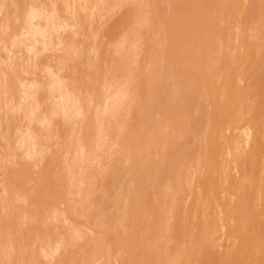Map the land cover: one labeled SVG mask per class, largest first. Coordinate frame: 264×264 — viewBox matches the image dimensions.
<instances>
[{
  "label": "rangeland",
  "instance_id": "1",
  "mask_svg": "<svg viewBox=\"0 0 264 264\" xmlns=\"http://www.w3.org/2000/svg\"><path fill=\"white\" fill-rule=\"evenodd\" d=\"M224 1L225 0H223V2ZM228 1H231V4L234 5V8L233 5H230L228 10L227 8H225L227 6ZM208 2L209 6L207 8H203L204 3L202 0H183V2L180 0H177V2L174 0L173 2L171 0H0V70L2 71H0V77L5 78V76L7 75L11 76V74H15L19 78V80L17 79L16 81L17 83L15 82L18 94L15 96V98H13L12 103L8 106L9 109L4 103H2L4 101L2 99L3 97H1L0 95V195L4 193L2 191L1 186L3 185L4 181L6 182L5 178L7 174L10 175H8V178L14 182V185L17 184V187H14L16 189L18 188L17 191L12 184V193H10L11 195L9 194V203H7V206L5 203V207H7V209L6 211L4 210L3 204V208L1 206L0 209V214L4 216L3 213L5 212L6 219L13 221V223L16 221H20V215L21 220L23 219V222H16L17 224H19L16 225L19 227V232L17 228L12 227L13 229H17V232L15 230V232H13L12 228L10 229V231L12 230L11 232H13V237L11 236L13 238V244L11 243V245H13V248L10 247V245L8 246V243V247L5 246L6 242H3V247L1 246V250H6V254L9 253V256L7 257L5 252L1 251V253L4 252V254L6 255L5 256L3 253H0L1 264L2 262H5V264H7V260L11 259V256L15 257L14 259L18 257L16 251V249L18 248L16 247L17 245L15 244L16 242H14V240L17 241V233H19L21 237H25L26 234L24 235V232H22V228L24 229L25 224L27 226L25 228L32 226V224L29 225L27 222H33V217L35 216L34 213L36 212V209L32 210V208L36 207L35 205L34 207L32 206L33 203H26L29 201L27 200V197L33 193L34 184L38 182L35 185V188L38 185L44 184L43 180L39 179L40 175H43V173H46L49 177L52 176L51 178L56 181L60 188V193L64 192V194H61V197L62 195H64V197L66 195L65 199L67 200H62L64 197L61 198L60 200H62L63 202L60 201L58 203L59 206H57L56 204L54 206L55 208L53 209L54 211L51 210V207L50 210H48L49 212L45 210V214L48 217H45V214H43L41 220H37L36 216L34 217V221H38L39 226L42 228V230L40 229L38 231L39 233H34L35 235L33 234V237L30 236L31 239L29 238V241L27 242L28 245L25 247L26 249L24 250L27 253L34 251L33 253H35L38 258H40L37 264H53L54 262L55 264H132L133 260L135 264H142V253L136 252L138 255L137 256L136 254L132 253L133 248L131 250L128 248L126 249L125 247L123 249L121 248L122 244V247L127 245V239L125 240L123 238H126L125 235H127L131 231L134 233L136 231V234L131 233V235L133 234L136 237L139 236L136 239H143L142 243H145V245L142 243L141 245L138 244L137 248L139 249L141 246H145L147 247L145 250L151 251L148 253L149 260L152 261L151 264H168L165 261L169 262L171 258L173 259L169 262V264H180L181 262L178 261L179 253H176L174 249L176 247L178 248V251H181V248L185 249L186 246L182 247L185 242L183 241L182 243L179 240H188H186L187 238H184L183 235H181L180 238V235H176L177 233L175 234V230L177 231L178 229H172L174 221L172 220L171 216L173 215L172 213H174L175 211V208L173 207V197L176 195L181 197L184 196L185 201L179 203L180 210H178V213H180V217L183 216L182 220L180 221L181 223L184 221V219L188 222V218L190 220H193L194 217L195 219L191 222L197 223L201 219L199 213L201 214L202 212V206H205L206 209L204 212L206 214L208 213L212 217V219H215L216 221L215 223L214 220L211 219V221H213V226L217 225V229H219V227L221 228L220 230H217L214 226L216 230L212 229V233L210 232L211 235L216 237L218 241L214 240L211 236V239H213L214 243L211 242V245L207 243L208 245H210L209 248L212 246V250H217L215 251V253L219 251L218 254H215L216 256H222L223 253H225V250L227 249L225 246H227V244L229 245L230 242H234L236 240V235H233L232 238V233H228L231 232L229 231V227L227 228V226H225H230L231 223L228 224V222L233 223L234 221L233 219H229V216L225 215L226 212L223 210L225 206V199H228V197L232 198V196L230 195L225 198L227 193L224 187L227 185V183H229V180L234 175L233 173H236V171L239 167H241V165L239 164L237 158H234L236 156L234 151H232L231 149L229 150L228 148L225 152V137L222 138L218 137L217 135V139L219 141H215L214 144L218 147L217 149L220 150L219 152H217H221V155L216 156V160L214 162L215 166L210 169L209 172L211 174V177H213L214 180L219 183V185L216 184L215 186L217 187H214L215 190L213 189L209 193V195L204 197L205 199L202 195H200L199 185L201 186V182L204 180L203 175L207 173L206 170L208 169L206 168L209 167V160H207V158L209 156V152L211 151L213 144L207 137L206 132L210 130L211 117H213V115L215 114L214 110H216V106L219 105H222V107H224L223 109L225 110V106L230 105L229 103L232 104V102V105H234L235 102V100L233 101L231 99L230 100L232 102L229 101V95L225 86H223L224 80L222 75L224 71L222 70L226 71V69H228L229 71H231L230 75L232 76V80L230 81L231 83L233 82L232 84H234L235 82L234 87L238 91H241L240 88V90L238 89V86H241L242 84H250V86L248 85L249 89L255 88L254 86H252L251 88V81L248 78V74L251 73H249V71L252 70L251 66L256 68L258 67V65H260L261 62V64L264 63V59H262L264 58V38H262L264 36V23H262L263 19H260L259 16H257L256 9L253 6V4H255L254 0H226L224 4H222L223 6L220 4L219 0H212L211 2H213L214 5H211L212 3L210 2V0H208ZM183 3H185L188 7L193 6V9L195 10L194 17L196 18V20L206 18L208 14L210 17L207 19L211 20V24L208 26L209 28L207 27V29L203 33V36L205 37H203L204 39L201 40V42H204L200 44L201 47L198 51L199 53L197 54V63L199 64V67H201V69H203L207 73L209 72L207 76L211 79L209 78L210 80L204 83L206 86H208V88L203 85V81L201 80L197 82L195 86H193L198 87L197 93L199 94V96L195 92V94L191 97H186L185 93H183V90L181 89V86L177 87L179 86V84H177V81L171 76L172 74H174V71H171L173 70V67H171L170 64L172 63V61L171 58H169V52H172V50H176L177 48H179V45L183 46L180 41L181 38L184 36V33L178 32L179 35L178 33L175 34L171 22H177V18H175V16L179 15L180 17V15L184 13L183 9L186 5ZM215 5L219 6L215 7ZM172 6L174 8L173 10ZM199 7L201 9H199ZM230 9H232L231 12L229 11ZM172 11L174 12L172 13ZM32 12L35 14V17L33 19L29 17ZM170 15H174V18L172 16L170 17ZM242 18L244 19L242 20ZM256 20L258 21V23ZM261 23L263 24V28ZM247 24L249 27L247 26ZM120 25L121 28L119 27ZM126 25L130 30L124 28V26ZM34 26L37 29L40 28L44 32L45 36H35V39L31 34H29V30ZM131 26H133V28H131ZM251 27L253 31L250 29ZM239 28L243 29L241 30ZM244 28H249L251 31L245 30ZM253 28H255V30H257L258 32L256 31V33H254L255 30ZM119 29H126L128 34L125 35L126 31H120ZM235 30H238V35L236 34ZM128 31H131V33L129 34ZM133 31H137L138 33L135 34L138 35H135ZM240 31L242 32L239 33ZM120 32H124V44L122 46L120 44L118 47L119 42L117 40H119V38L122 39V33L120 36ZM243 33L245 34V36L243 35ZM257 33H261L260 35L262 37H259V35L257 36ZM47 34L50 35L47 36ZM229 34L230 37L232 36L231 38L229 37ZM250 34L253 35V39L251 38L252 36ZM124 35L128 38V35H130V43L128 42V40L126 41V37H124ZM133 35L139 37H133ZM110 36L111 38H113V41ZM132 37L134 38L133 41ZM241 37L242 39L244 38V40H242ZM255 38H257V40ZM260 38L261 40H259ZM225 39L228 42L224 41ZM122 40H120V43ZM176 42L178 43L175 44ZM254 44L255 46H253ZM215 47L218 49L216 50ZM254 52H256L257 54L260 53L261 56H259L258 54L257 57L256 55H254ZM243 54L246 55V57ZM252 58H255V62L258 58V63H256V67L255 65H253L255 64V62H253ZM260 58L262 59V61L260 60ZM261 68L263 69L261 70ZM259 70L263 71L264 65H261V67H259ZM128 71H130L131 75ZM261 71L260 76L262 77H259L262 80V78L264 77V72L262 74ZM233 73H237L236 76L232 75ZM150 79H153L152 83L155 84V89L147 87L145 82H143L144 80ZM155 82H157V84ZM97 87L99 88L98 90L100 91L99 93L101 97L100 100V97L98 96L99 98L97 97V100L99 99L100 101H96V97H94ZM211 88L214 90V92ZM63 92L70 96V100L72 101H70V103L74 102L73 106L76 107V105H79L80 110L78 111L81 112H77L78 117L75 114L74 108L71 107V109H67V112L61 108V98L63 99L64 97L62 96H66V94H63ZM104 92L106 93L104 94ZM112 93L114 94V96H112L114 97V99L115 95L117 96L115 102L119 100L118 98H120L119 103L116 102L117 106H113L115 109L112 110V113H115L112 114L109 111V114L111 113L112 115V120H110L109 117L107 119H103L101 118V116L98 117V115L101 113L100 110H102V107L104 106V95L107 94L108 96H110V94ZM257 95H259V98L257 97L258 101L260 100V97L264 96V92H259ZM248 97L250 96L247 95V97L244 98V101L240 103H238L236 100L237 105H234L233 109H230L228 107L227 109L231 111H227V117L225 115V111H223L224 113L222 114L225 115V119H223V117H219V119H221V123L219 124V126L223 127L222 130H224V132L226 131L225 134H231L232 132L233 134L235 133L237 135L242 134V136L243 133L252 135L255 134L256 136H264L262 135L264 134V132H262L264 131V127L262 124V121L264 122V113L262 114L263 116L261 114H257L256 116H253L252 114H247L246 111L250 112L251 105H253L254 103L252 97ZM202 98L203 101H201ZM227 98L228 101H226ZM170 104L172 106H170ZM199 104H201V107ZM258 104L259 103L256 102L257 106ZM203 105L204 107H202ZM232 105L230 106L232 107ZM173 106H175V108ZM235 106H238L239 109L234 112L233 110L236 109L234 108ZM183 108L187 111V117H183L182 115H180ZM170 109L171 111L169 112ZM184 109L183 112H185ZM201 109L203 110L201 111ZM103 110L102 113H104ZM64 112L69 114L70 117H67ZM90 112L91 114H93L92 116L95 115V120L91 122L93 120L91 119V121H89L90 123L88 122V124H85L86 126L82 125L81 128V124L85 123H82L83 121L81 122L83 118L81 117V115H83L84 113L90 114ZM96 113H98V115ZM229 114H231L232 118ZM138 116L139 120H137ZM199 117H201V120L198 122V119L196 118ZM228 117L230 120L226 119ZM97 119H101V122H99V120ZM248 119L250 122L248 121ZM245 122L247 123L245 124ZM89 124L92 130L89 129L90 127L88 128ZM207 124L209 127H207L205 130ZM143 127L144 129H147L145 131H142L141 129ZM245 127H247V129ZM83 128L86 131H88V129L90 131L89 133H87L89 134V137L87 139L88 141H83L84 139H82L81 137V134L84 132ZM180 128L181 133L179 132ZM77 129H79L78 132ZM239 130L241 131L239 132ZM21 131L23 134L21 133ZM182 132H184L185 134ZM182 134H184V137L181 136ZM2 135L3 137L1 138ZM26 135L29 136V138ZM139 135H142L141 138L145 136L144 140L143 138H139ZM203 137L205 138V140ZM138 140L140 141L139 144H135V142H137ZM205 141H207L206 144L204 143ZM86 142L88 144L91 143L90 149H94L95 147V152L93 151V154L88 159H83V161L81 160V162H79V160H77V156H80L79 154L82 152V150L80 149L82 147L85 148L86 146L88 148V144L86 145ZM217 143L220 144L218 145ZM93 144L95 146L92 148ZM29 145L32 146V148L29 147ZM138 146L139 148H142V146L145 148L138 150ZM246 148L250 149L249 147ZM201 150L205 154L202 153ZM228 150L232 152L227 153ZM135 151L137 152V157L139 160L137 159L138 161L136 160L134 162V157L136 159ZM222 151L224 152L223 155ZM144 154H147L148 156H143ZM129 155H131L130 158ZM201 155L204 156V159L200 157ZM231 158H233L234 160H230ZM225 159L228 160L225 161ZM76 160L79 163H82V165L79 166ZM75 161L77 165H75ZM113 161H116L117 164H115ZM148 163H151V166H148V168H146V172L144 171V168ZM152 163L154 165H152ZM160 163L164 164L165 168H158L157 165H159ZM70 164L72 165V167ZM114 164L115 166L113 167ZM48 165L49 167L47 168ZM143 165L145 166L144 168ZM217 165L218 167H220L217 168ZM44 166H46L48 170ZM106 166L108 167V169H106ZM153 166L156 170H158L154 171L155 169L153 168ZM205 166L207 167L205 168ZM115 167H117V170H115ZM43 168L46 170H44ZM23 169L26 170L25 172H27L25 175L22 174ZM79 170H82V172H84L86 175H90H88L89 178L87 177L89 179L88 181L87 179H83L82 182L78 183L77 179L80 175ZM71 171L73 174H71ZM107 171H110L112 173L109 172V174H107ZM90 172H92V174ZM140 172L144 175H141ZM149 173H151V176L153 174L152 178H149ZM111 174H113V176L115 177L111 178ZM217 174L220 175H218V180L216 178ZM28 176L30 177L29 180L27 179ZM74 176H78L77 179H75L76 177ZM109 176L111 180H109ZM142 176H146L147 180L144 181L145 178ZM106 177L108 178L106 179ZM200 177L202 179H200ZM22 179L24 180L22 181ZM25 179H27L28 182H25L22 186L21 184H23ZM36 179H38V181ZM60 179L64 180L61 181ZM72 179L75 180V182ZM137 179L140 180H138L140 187L139 185H136ZM167 179L168 181H166ZM39 180L42 181V183L39 184ZM111 181L113 182L111 183ZM168 183L169 185H171V189L174 191L165 193L163 189H165ZM174 185L177 187V191H175L176 189L173 188ZM136 186L140 188L139 193L142 194L141 196L140 194H138L139 198L142 197V201H145L147 198V200L149 199L150 205L152 204L151 206H149L151 208L147 210L149 212L145 214L148 215V217L146 218V216L144 215L142 219V221L144 220V222L140 223L142 224L141 227L136 224L139 216L138 218L136 217L132 219V216L128 215L131 213L129 211V204L130 202H132V200H136V198L133 199V196L136 197L135 191H137L136 189L139 190V188ZM141 186L143 189L141 188ZM25 187L27 189H25ZM77 187L79 191H77ZM46 188L48 189V186H46ZM63 188H65V191ZM49 189L52 188L50 187ZM18 193H20L21 195H19ZM160 195L162 196V198ZM198 196H200V199H196L194 205L195 208L193 209V206L191 205L193 197L199 198ZM212 196L213 198H211ZM158 199L161 201V204L157 206L155 202ZM203 199L206 201V203L202 202ZM217 199H219V201H217ZM197 200L199 204H197ZM64 202H67V206L69 204L71 205L69 207V209L71 210H69L67 206H64L66 204H63ZM200 202H202L203 205H200L202 204ZM23 203H25V207ZM181 204L184 205V208H181ZM11 205L14 207H12ZM26 205L28 207L30 205V209H28ZM65 207H67L68 212L64 211ZM8 208H11L13 210L12 211L10 209L11 218L10 215L9 218L7 216V212L9 213ZM15 208H17V210ZM206 210L208 212H206ZM131 211H133V208ZM185 211H187L188 216L185 214ZM66 213L70 214H68L67 216ZM192 213L196 214V216L192 215ZM215 214L221 218L218 219L217 216L215 218ZM1 215L0 217L4 218ZM31 215L34 216L32 217ZM190 215L191 217H189ZM16 216L19 218L17 219ZM158 216L159 222H162H158V224L155 225L153 224V222H151V220L158 218ZM31 217L32 219L29 220V218ZM209 217L207 216V218ZM202 219L200 221H202ZM217 219H221V221H218ZM25 220L27 222H25ZM165 221H167L168 224ZM200 221V224L197 223L199 224L198 227L203 224ZM129 222L130 224L127 225V223ZM20 223L23 224L24 227ZM126 225L131 227L133 225L134 226L133 228H128ZM16 226L14 223V227ZM160 227L163 228L161 229ZM148 228H150V230L154 229V231L156 232H150L147 230ZM166 228L167 230H170H168L167 232V230H165ZM192 229L193 228H191V230ZM26 230L27 229H24V231L27 233ZM199 230L200 227L197 229V231L195 230V234H197ZM109 232L113 233L114 235L115 233H118L116 234V236L118 235L117 237H120V239H117L113 236V234ZM213 232L216 233V236L215 233L213 234ZM173 234L174 236H176V238H178V240H176ZM44 235L45 239L43 241L42 238L44 237ZM110 235H112L113 238ZM190 235L194 236V238L192 239H195V235H193V233ZM46 237L48 240L46 239ZM170 238L171 240H168ZM121 239H123L122 243L120 242ZM189 239H191V237ZM124 240L126 242L125 244L123 243ZM179 243H181V245ZM187 243L189 244V242ZM197 243L200 245H198L199 248L194 243L192 245L193 250L195 252L201 251L200 248L203 247V243H201V245L200 241L198 242V240ZM42 244H44V246ZM179 245L181 248L178 247ZM29 247L31 249H29ZM45 247L47 248L45 249ZM37 248L40 250V253ZM157 249L160 252H162L163 249V252L165 253L166 250H170L168 251L170 253L167 252V256L168 254L171 255V253L173 252V254L176 253L177 256L172 254V257L169 255L171 258L168 259L169 257H167L163 252L160 254L161 256H158L156 254L157 252H155L158 251ZM10 250L13 255L15 254L14 256L11 255L12 253L10 252ZM209 251H211V249ZM214 251L212 252L214 253ZM197 254L198 253H196L195 256H189L190 258L187 257L191 260H187L188 264H190V262L192 261H194L192 262L193 264H196V262L198 264V261H196L198 256ZM135 255L137 258H133L135 257ZM173 256H175L177 260H174ZM1 257H4L5 259H1ZM145 257L147 258V256ZM135 259H137V262L135 261Z\"/></svg>",
  "mask_w": 264,
  "mask_h": 264
},
{
  "label": "bare ground",
  "instance_id": "2",
  "mask_svg": "<svg viewBox=\"0 0 264 264\" xmlns=\"http://www.w3.org/2000/svg\"><path fill=\"white\" fill-rule=\"evenodd\" d=\"M172 2H173V0H171ZM174 1H176L177 2V0H174ZM180 1H182L183 2V0H180ZM203 1V8H207L209 5V2H208V0H202ZM212 0H210V2H211ZM215 1V0H214ZM220 1V4L222 5V4H224V2L226 1H224L223 2V0H219ZM252 1V0H251ZM255 1V4H253V6H254V8L256 9V13H257V16H259V18L260 19H263L264 20V0H254ZM222 2V3H221ZM212 4L211 5H214V3L213 2H211ZM183 4H185V3H183ZM251 4V3H250ZM186 5V4H185ZM210 5V6H211ZM225 5H226V3H225ZM224 5V6H225ZM230 5L232 6L233 4H231V1H228L227 2V6L225 7V8H227V10H228V8L230 7ZM244 5V4H243ZM134 6V5H133ZM195 6V5H194ZM217 6H219V5H217ZM216 5H215V7H217ZM223 6V5H222ZM236 6H237V4H236ZM158 7V6H157ZM214 7V6H213ZM246 7V6H245ZM252 7V6H251ZM32 8V7H31ZM224 8V7H223ZM233 8H234V5H233ZM232 8V9H233ZM242 8V7H241ZM152 9V8H151ZM174 8H173V6H172V10H173ZM199 9H201L200 7H199ZM232 9H230L229 11L231 12L232 11ZM248 10V9H247ZM199 11H201V10H199ZM244 11V10H243ZM132 12V11H131ZM130 12V13H131ZM171 12V11H170ZM174 11H172V13H173ZM184 12V13H183ZM183 14L182 15H180V17H179V15H176L175 16V18H177V22H175V21H173V22H171V24H172V27H173V29H174V31H175V34L176 33H184V36L182 37V36H180V37H182L181 38V41H180V43L183 45V46H181V45H179L178 47L179 48H177L176 50H175V52H174V50H172V52H171V54H170V52H169V58H171V61H172V63H170L171 64V67H173V70H171V71H174V74H172L171 76L173 77V79H175L176 81H177V84H179V86H177V87H180L181 86V89L183 90V93H185V95H186V97H191L192 95H194L195 94V92L197 93V89H198V87L196 86V87H193V86H195V84H197V82H199L200 80L201 81H203V85L204 86H206L204 83H206V82H208L210 79L208 78V76H207V74L209 73H207L206 71H204L203 69H201V67H199V64L197 63L198 61H197V58H198V56H197V54L199 53L198 51H199V49H200V47H201V43H203V42H201V40H203L204 38L203 37H205V36H203V33H204V31L207 29V27L211 24V20L210 19H207V18H209L210 16H209V14H208V16L206 17V18H201V19H197L196 20V18L194 17V12H195V10L193 9V6H190V7H188L187 5L185 6V8L183 9ZM203 12V11H202ZM240 12V11H239ZM253 12V11H252ZM225 13V12H224ZM242 13V12H241ZM249 13V12H248ZM245 14V13H244ZM243 14V15H244ZM126 15H128V14H126ZM136 15V14H135ZM236 15H237V13H236ZM173 17L174 18V15H170V17ZM227 16V15H226ZM231 16H233V15H231ZM31 19H33L34 17H35V14L32 12L31 14H30V16H29ZM134 17V16H133ZM230 17V16H229ZM252 17V16H251ZM250 17V18H251ZM255 17V16H254ZM29 18V19H30ZM162 18V17H161ZM248 18V17H247ZM256 18H258V17H256ZM172 19V18H171ZM170 19V20H171ZM232 19V18H231ZM238 19V18H237ZM244 18H242V20H243ZM125 20V19H124ZM210 20V21H209ZM255 20V19H254ZM253 20V21H254ZM263 20H262V23H264L263 22ZM167 21V20H166ZM245 21V20H244ZM257 21V20H256ZM261 22V21H260ZM214 23V22H213ZM213 23H212V25H213ZM224 23V22H223ZM234 23H237V22H234ZM256 23V22H255ZM257 23H258V21H257ZM261 23V24H262ZM125 24H128V23H125ZM137 24V23H136ZM218 24H219V22H218ZM226 24V23H225ZM238 24H240V23H238ZM260 24V23H259ZM131 25V24H130ZM211 25V26H212ZM230 25V24H229ZM242 25V24H241ZM241 25H240V27H241ZM257 25V24H256ZM228 26V25H227ZM247 26H248V24H247ZM120 28H121V25L119 26ZM235 27V26H234ZM246 27V26H245ZM249 27V26H248ZM261 27V26H260ZM31 28V27H30ZM124 28H126V29H128V30H130L128 27H127V25L126 26H124ZM131 28H133V26H131ZM209 28V27H208ZM238 28V27H237ZM258 28H259V26H258ZM262 28H263V24H262ZM48 29V28H47ZM126 29L124 30H120V31H126ZM158 29V28H157ZM225 29H227V28H225ZM239 29H241V28H239ZM238 29V30H239ZM243 29V28H242ZM241 29V30H242ZM245 29V28H244ZM251 30H252V27L250 28ZM249 28H247V29H245V30H250ZM254 30H255V28H253ZM107 30V29H106ZM105 30V31H106ZM132 30V29H131ZM164 30V29H163ZM230 30V29H229ZM237 30V31H238ZM250 30V31H251ZM138 31V30H137ZM134 32V34L135 33H138V32ZM208 31V30H207ZM237 31L235 30V32H236V34H237ZM253 31V30H252ZM256 31L257 30H255L254 31V33H256ZM260 31V30H259ZM110 32V31H109ZM124 32H120V36H121V33H122V36H121V38L123 39V33ZM129 32V31H128ZM242 31H240L239 33H241ZM243 32H244V30H243ZM246 32V31H245ZM258 32V31H257ZM261 32V31H260ZM263 32V31H262ZM108 33V32H107ZM131 33V31L129 32V34ZM179 33H178V35H179ZM253 33V34H254ZM29 34H31L35 39H36V37L35 36H45V34H44V32L40 29V28H35V26L33 27V28H31L30 30H29ZM111 34V33H110ZM128 33H127V31L125 32V35H127ZM235 34V35H236ZM261 33H257V36L259 35V37L261 36L260 35ZM50 35V34H49ZM48 34H47V36H49ZM113 35V34H112ZM111 35V36H112ZM124 35V37H126V41L128 40V42L130 43L131 42V40L129 39V38H131L130 37V35H128L129 36V38L127 37V36H125ZM135 35H138V34H135ZM135 35H133V37H137V36H135ZM234 35V36H235ZM238 35V34H237ZM239 35H241V34H239ZM243 35L245 36V34L243 33ZM249 35V34H248ZM251 35V34H250ZM263 35H264V33H263ZM111 36H110V38H111ZM209 36V35H208ZM233 36V37H234ZM243 36V37H244ZM247 36V35H246ZM252 37V39H253V35H251ZM42 37V38H43ZM106 37V36H105ZM113 37V36H112ZM132 37V38H133ZM139 37V36H138ZM137 37V38H138ZM221 37V36H220ZM229 37H230V34H229ZM232 37V36H231ZM230 37V38H231ZM236 37V36H235ZM240 37V36H239ZM238 37V38H239ZM255 37H256V35H255ZM262 37V36H261ZM40 38V37H39ZM108 38V37H107ZM114 38V37H113ZM113 38H111L112 39V41H113ZM137 38H136V40H137ZM154 38V37H153ZM224 38H225V36H224ZM229 38V39H230ZM262 38H264V36L262 37ZM122 39H120L119 38V40H117L118 42H119V44H118V47H119V45L121 44V46L124 44L123 43V41H124V39L122 40ZM218 39V38H217ZM241 39H242V37H241ZM256 40H257V38H255ZM120 40H122L121 41V43H120ZM134 40V38L132 39V41ZM172 40V39H171ZM239 40V39H238ZM242 40H244V38L242 39ZM241 40V41H242ZM259 40H261V38L259 39ZM220 41V40H219ZM218 41V42H219ZM223 41V40H222ZM224 41H226V42H228L226 39L224 40ZM264 41V40H263ZM117 42V43H118ZM136 42V41H135ZM163 42V41H162ZM179 42V41H178ZM178 42H176L175 44H177ZM207 42V41H206ZM214 42V41H213ZM243 42V41H242ZM126 43V42H125ZM172 43V42H171ZM212 43V42H211ZM215 43H216V41H215ZM263 43V42H262ZM127 44V43H126ZM245 44V43H244ZM115 45H116V43H115ZM223 45V44H222ZM251 45V44H250ZM120 46V47H121ZM213 46V45H212ZM230 46H231V44H230ZM253 46H255V44L253 45ZM117 47V48H118ZM128 47V46H127ZM221 47V46H220ZM224 47V46H223ZM259 47V46H258ZM116 48V49H117ZM216 48V47H215ZM103 49V48H102ZM121 49V48H120ZM218 48H216V50H217ZM257 49H259V48H257ZM99 51V50H98ZM121 51H123V50H121ZM230 51H231V49H230ZM254 51V50H253ZM252 51V52H253ZM213 52V51H212ZM224 52V51H223ZM257 52V51H256ZM256 52H254V55H258L259 54V56H261V54L260 53H256ZM100 53V52H99ZM128 53V52H127ZM214 53V52H213ZM216 53V52H215ZM226 53H227V51H226ZM230 53V52H229ZM256 53V54H255ZM81 54V53H80ZM206 55H207V52H206ZM209 55V54H208ZM212 55V54H211ZM218 55V54H217ZM244 55V54H243ZM242 55V56H243ZM235 56V55H234ZM245 57H246V55H244ZM243 56V57H244ZM122 57V56H121ZM214 57V56H213ZM229 57H230V54H229ZM244 57V58H245ZM255 57V56H254ZM258 57V56H257ZM264 57V56H263ZM99 58H101V57H99ZM236 58V57H235ZM237 59V58H236ZM253 59V62H255L254 61V59L255 58H252ZM262 59H264V58H262ZM262 59L260 58V60L262 61ZM212 60V59H211ZM215 60V59H214ZM242 60H243V58H242ZM260 60H259V63H260ZM98 61V60H97ZM113 61V60H112ZM121 61V60H120ZM210 61V60H209ZM216 61V60H215ZM124 62V61H123ZM234 62V61H233ZM217 63V62H216ZM251 63V62H250ZM256 63H258V58L256 59V62H255V64H253V65H255V67L257 66V64ZM262 63V62H261ZM260 63V65H258V67H256V68H254L253 66H251L252 68V70L251 71H249V73L250 74H248V78H249V80L251 81V88H252V86H254L255 88H252V89H249V87H248V85L250 86V84H242L241 86H238L237 84V86H238V89L240 88L241 89V91H238L235 87H234V85H235V82H234V84H232L231 83V81L230 80H232V76L230 75V72L231 71H229L228 69H226V71L225 70H222V71H224L223 72V86H225V88H226V90H227V93H228V97H229V101H231V100H235V102H234V105H237V103H236V100H237V102L238 103H240V102H242V101H244V98L245 97H247V95L248 96H250V97H252V99H253V105H251V108H250V112H248V111H246V113L247 114H252L253 116H256L257 114H263L264 113V96H262V97H260V100H258L257 101V97L259 96V95H257L259 92H264V81H262V80H264V77L262 78V80H261V78L260 77H262V76H260L261 75V73H260V71L263 69V68H261V70H259V67H261V65H264V63L263 64H261ZM212 64V63H211ZM228 64V63H227ZM128 66V65H127ZM226 66V65H225ZM256 69V70H254V69ZM257 68H258V70H257ZM103 69V68H102ZM217 69H218V67H217ZM3 70V69H2ZM116 70V69H115ZM166 70V69H165ZM238 70V69H237ZM236 70V71H237ZM1 71V70H0ZM220 71H221V69H220ZM239 71V70H238ZM2 72V71H1ZM0 72V73H1ZM129 72V74L131 75V73H130V71H128ZM206 72V73H205ZM234 72H235V70H234ZM262 72V74H263V72H264V70L263 71H261ZM13 73V72H12ZM113 73V72H112ZM260 73V74H259ZM214 74V73H213ZM237 74V73H236ZM236 74L235 73H233L232 75H235L236 76ZM245 74V73H244ZM7 75V74H6ZM134 75H137V74H134ZM238 75H240V74H238ZM1 76V75H0ZM3 76V75H2ZM133 76V75H132ZM220 76V75H219ZM234 76V77H235ZM247 76V75H246ZM260 76V77H259ZM152 77V76H151ZM239 77V76H238ZM163 78V77H162ZM217 78V77H216ZM17 79L19 80V78H18V76L17 75H15V74H11V76H5V78H3V77H0V95H1V97H3L2 99H3V101L4 102H2V103H4L7 107L12 103V101H13V98H15V96L18 94V92H17V90H16V85H15V82L17 81ZM241 79H243V78H241ZM130 80V79H129ZM138 80V79H137ZM143 80V79H142ZM152 80L153 79H150V80H144L143 82H145V84H146V86L147 87H150L151 89H155L154 88V86H155V84L154 83H152ZM168 80V79H167ZM235 80V79H234ZM217 81V80H216ZM246 81V80H245ZM158 82H160V81H158ZM221 82H222V80H221ZM17 83V82H16ZM156 84H157V82H155ZM106 84V83H105ZM130 84V83H129ZM139 84H140V82H139ZM208 84V83H207ZM238 84H239V82H238ZM101 85H102V82H101ZM214 85V84H213ZM19 86V85H18ZM141 86V85H140ZM174 86V85H173ZM176 86V85H175ZM207 88H208V86H206ZM211 87V86H210ZM203 88V87H202ZM214 88V87H213ZM221 88V87H220ZM222 88H224V87H222ZM235 88V89H234ZM99 88L97 87L96 88V92H95V96L94 97H96V101H98L99 99L101 100V97H100V91L98 90ZM205 89V88H204ZM212 89V88H211ZM239 89V90H240ZM121 90V89H120ZM170 90V89H169ZM199 90H200V88H199ZM213 90V89H212ZM212 90H211V93H212ZM217 90V89H216ZM235 90H237V91H235ZM16 91V92H15ZM97 91H98V93H97ZM171 91V90H170ZM169 91V92H170ZM220 91H221V89H220ZM116 92V91H115ZM118 92V91H117ZM199 92V91H198ZM213 92H214V90H213ZM218 92V91H217ZM224 92H226V91H224ZM106 92H104V94H105ZM204 93V92H203ZM63 94H66V93H64L63 92ZM109 94V93H108ZM113 94V93H112ZM112 94H110V96H108L107 94L106 95H104V98H103V100H104V110H103V107H102V110H103V112L104 113H102V110H100V114L98 115V113H96L97 115H98V117H100L101 116V118H103V119H107L108 117H109V119L110 120H112V115H111V113H112V110L113 109H115L114 107L115 106H117V104H116V102H118L119 103V100H120V98H118L119 100L118 101H116L115 102V99H116V95H115V99H114V97H112V96H114V94L112 95ZM117 94V93H116ZM180 94V93H179ZM202 94V93H201ZM225 94V93H224ZM12 95V96H11ZM102 95V94H101ZM119 95V94H118ZM176 95V94H175ZM197 95L199 96V94L197 93ZM196 95V96H197ZM213 95V94H212ZM218 95V94H217ZM222 95V94H221ZM226 95V94H225ZM100 98H99V97ZM62 97H64L63 99L61 98V108L63 109V110H65L66 112H67V109H71V107L72 108H74L75 109V114H76V116H77V112H79L78 110H80V107H79V105L77 106L76 105V107L75 106H73V103H70V96L69 95H67L66 94V96H62ZM97 97L99 98L98 100H97ZM201 97V96H200ZM227 97V96H226ZM250 97H248V98H250ZM195 98V97H194ZM225 98V97H224ZM259 98V97H258ZM181 99V98H180ZM231 99V100H230ZM99 100V101H100ZM220 100V99H219ZM95 101V102H96ZM179 101V100H178ZM201 101H203V98H202V100ZM226 101H228V98L226 99ZM72 102V101H71ZM77 102V101H76ZM156 102V101H155ZM176 102V101H175ZM181 102V101H180ZM232 102V101H231ZM256 102H258L259 104H258V106L256 105ZM236 103V104H235ZM77 104V103H76ZM98 104V103H97ZM96 104V105H97ZM116 104V105H115ZM177 104V103H176ZM183 104V103H182ZM204 104V103H203ZM220 104V103H219ZM230 105H232L233 104V102H232V104L231 103H229ZM250 104V103H249ZM249 104H248V106H249ZM120 105H121V102H120ZM200 105V107H201V104H199ZM198 105V106H199ZM205 105V104H204ZM204 105L202 106V107H204ZM226 105H228V104H226ZM230 105H228V106H225V110L223 109L224 107H222V105H219V106H216V110H214L215 111V114L213 115V117H211V126H210V130L209 131H207L206 132V135H207V137L209 138V140L211 141V143L213 144V146H212V148H211V151L209 152V156H208V158H207V160H209V164H208V168H206L207 166H205V168L206 169H208V170H206L207 171V173L206 172H203V173H206L205 175H203L204 176V180L201 182V186L199 185V187H200V195H202L203 196V198L204 197H206L207 195H209V193L214 189V187H217V186H215L216 184H218L219 185V183H217L215 180H214V178L213 177H211V174L209 173L210 172V169H212L215 165H214V162H215V160H216V156H219V155H221V152L220 153H218L220 150H218L217 148V146L214 144V142L215 141H217L218 139V137H225V152H226V150L229 148V150L231 149L232 151H234L235 152V154H236V156L234 157V158H237V160H238V162H239V164L241 165V167H239L238 168V170L236 171V173H233L234 175L231 177V179L229 180V183H227V185L224 187L225 188V191H226V196H225V198L228 196V195H230V196H232V198H229L228 197V199L226 198L225 199V206H224V211L226 212H224L225 213V215H227V216H229L228 218L229 219H233V223L232 222H228V224L229 223H231L230 224V226L229 225H225V226H227V228L229 227V231H231V232H228V233H232V235H231V237L233 236V235H236V237H235V241L234 242H230V244L228 245L227 244V246H225L227 249L225 250V253H223V255H222V253H221V255L222 256H216L215 254L217 253L218 254V252H216L215 253V251H217V250H212V246L209 248V246L211 245V242L212 243H214L213 242V239L214 240H216V241H218L217 239H216V237H214V236H212L211 235V231H212V229H215L214 228V226L216 227V229H217V225H214L213 226V221H211V219H212V217L207 213H205L204 211H205V206H202V212H201V214L199 213V216L201 217V219H202V221H200V222H202L203 224H201L199 227H200V230H199V232L197 233V234H195L196 233V231H197V229L199 228L198 227V225L200 224L199 223V221L197 222V223H199V224H197L196 222H191V221H193L194 219H195V217L193 218V216H192V218H193V220H190L189 218H188V222L184 219V221L181 223L180 221L182 220V217L183 216H181L180 217V213H178V210H180L179 209V203H182V202H185L184 201V196H174L173 197V200H174V205H173V207L175 208L174 210V213H172L173 215L171 216L172 217V220L174 221V224H173V227H172V229L174 230V229H178L177 231L175 230V234L176 235H180L179 237L181 238V235H183V237L184 238H187L186 240H188V241H185V240H179L180 242H182L183 243V241L185 242L184 244H183V246L182 247H184V246H186V248L184 249H182L181 247H180V245H181V243H179L180 245L178 246V247H180L179 249L181 250V251H178V248H177V251H176V248L174 249L175 250V252L176 253H179V255H178V261H180L181 263L180 264H188V262H187V260H190L189 258V256H191V255H196V253H198L197 255V259H196V261H198V264H264V136H256L255 134L254 135H252V134H244L243 133V136H242V134L241 135H237V134H233L232 132H231V134L230 133H228V134H225V132H224V130H222V128L223 127H220L219 126V124L221 123V119H219V117H223V119H225L224 117H225V115H226V117H227V113L229 112V111H231V110H229V109H227L228 107L231 109H233V106L234 105H232V107L230 106ZM114 106V107H113ZM123 106V105H122ZM169 106V105H168ZM170 106H172L171 104H170ZM169 106V107H170ZM176 106V105H175ZM175 106H173L174 108H175ZM182 106V105H181ZM188 106V105H187ZM196 106V105H195ZM239 106H241V105H239ZM113 107V108H112ZM168 107V108H169ZM172 107V108H173ZM191 107V106H190ZM200 107H197V108H200ZM177 108V107H176ZM234 108H236V109H234L233 111L235 112V111H237V109H239V107L237 106H235ZM8 109H9V107H8ZM184 109V108H183ZM183 109H182V111H181V114L180 115H182L183 117H187V111L185 110V112H183ZM195 109V108H194ZM203 109H201V111H202ZM249 110V109H248ZM109 111L111 112L110 114H109ZM171 111V109L169 110V112ZM222 111V112H221ZM223 111H225V115L224 114H222V113H224ZM228 111V112H227ZM81 112V111H80ZM79 112V113H80ZM124 112V111H123ZM137 112V111H136ZM175 112V111H174ZM113 113H115V112H113ZM112 113V114H113ZM117 113V112H116ZM119 113H121V112H119ZM125 113V112H124ZM144 113V112H143ZM202 113H204V112H202ZM202 113H201V116H202ZM206 113V112H205ZM241 113V112H240ZM64 114L65 115H67V117H70V115L69 114H67V113H65L64 112ZM89 114V113H88ZM87 113H84L83 115H81V117H83L82 118V120H81V122L82 123H84V124H81V128H82V125L84 126L85 124H88V122L89 121H91V119H93L91 122H93L95 119H94V117H95V115L94 116H92L93 114H91V112H90V114L88 115ZM94 114H95V112H94ZM126 114V113H125ZM176 114V113H175ZM233 114H235V113H233ZM232 114V115H233ZM174 115V114H173ZM179 115V114H178ZM204 115V114H203ZM206 115V114H205ZM230 116H231V114H229ZM228 115V116H229ZM120 116V115H119ZM263 116V115H262ZM5 117V116H4ZM78 117V116H77ZM93 117V118H92ZM134 117V116H133ZM168 117V116H167ZM197 117H198V115H197ZM231 118H232V116H231ZM243 118V117H242ZM81 119V118H80ZM118 119V118H117ZM131 119V118H130ZM184 119V118H183ZM196 119H198V122L201 120V117H199V118H196ZM226 119H228V120H230L229 119V117L228 118H226ZM263 119V118H262ZM261 119V120H262ZM4 120V119H3ZM97 120H99V119H97ZM101 120V119H100ZM99 120V122H101ZM109 120V121H110ZM116 120V119H115ZM114 120V121H115ZM123 120V119H122ZM137 120H139V116L137 117ZM148 120V119H147ZM180 120V119H179ZM205 120V119H204ZM117 121V120H116ZM144 121H146V120H144ZM185 121V120H184ZM188 121V120H187ZM220 121V122H219ZM227 121V120H226ZM226 121H225V125H226ZM245 121H247V120H245ZM248 121H249V119H248ZM3 122V121H2ZM79 122H80V120H79ZM180 122V121H179ZM231 122V121H230ZM250 122V121H249ZM90 123V122H89ZM114 123V122H113ZM146 123V122H145ZM187 123V122H186ZM208 123V122H207ZM247 122H245V124H246ZM254 123V122H253ZM1 124H3V123H1ZM63 124H65V123H63ZM117 124V123H116ZM126 124V123H125ZM188 124V123H187ZM191 124V123H190ZM189 124V125H190ZM201 124V123H200ZM262 124H263V127H264V122L262 121ZM146 125V124H145ZM230 125V124H229ZM228 125V126H229ZM242 125V124H241ZM86 126V125H85ZM88 126V125H87ZM147 126V125H146ZM206 126V125H205ZM246 126V125H245ZM90 127V124H89V126H88V128ZM142 127V126H141ZM201 127V126H200ZM202 127H204V126H202ZM207 127H209L208 126V124H207V126L205 127V130H206V128ZM233 127V126H232ZM240 127V126H239ZM85 128V127H84ZM84 128H83V133L81 134V137H82V139H84L83 141H88L87 139H88V137H89V134H87V133H89L90 131H89V129L90 130H92V128L90 127L89 129H88V131H86V130H84ZM104 128V127H103ZM106 128V127H105ZM187 128V127H186ZM190 128V127H189ZM238 128V127H237ZM246 129H247V127H245ZM251 128V127H250ZM260 128H262V127H260ZM30 129V128H29ZM64 129V128H63ZM67 129V128H66ZM86 129V128H85ZM147 129V128H146ZM146 129H144V127L141 129L142 131H145ZM198 129V128H197ZM234 129V128H233ZM241 129V128H240ZM243 129V128H242ZM256 129V128H255ZM7 130H8V128H7ZM109 130H110V127H109ZM139 130V129H138ZM183 130V129H182ZM185 130V129H184ZM204 130V129H203ZM226 130V129H225ZM27 131V130H26ZM30 131V130H29ZM65 131V130H64ZM79 131V129H77V132ZM104 131V130H103ZM118 131V130H117ZM186 131V130H185ZM232 131V130H231ZM238 131V130H237ZM237 131H236V133H237ZM241 130H239V132H240ZM25 132V131H24ZM112 132H115V131H112ZM129 132H132V131H129ZM180 133H181V128H180V131H179ZM203 132V131H202ZM243 132V131H242ZM245 132H246V130H245ZM262 132H264V131H262ZM5 133V132H4ZM3 133V134H4ZM21 133H22V131H21ZM31 133V132H30ZM33 133V132H32ZM119 133H121V132H119ZM182 133H184V132H182ZM254 133V132H253ZM1 134V133H0ZM6 134H7V132H6ZM6 134H5V136H6ZM23 134V133H22ZM105 134V133H104ZM143 134H144V132H143ZM142 134V135H143ZM164 134V133H163ZM172 134V133H171ZM185 134V133H184ZM184 134H182L181 136L182 137H184ZM192 134V133H191ZM20 135V134H19ZM33 135V134H32ZM141 135V136H142ZM159 135V134H158ZM180 135V134H179ZM196 135V134H195ZM217 135H218V137H217ZM262 135H264V134H262ZM27 136V135H26ZM25 136V137H26ZM141 136L139 135L138 137L139 138H141ZM148 136V135H147ZM164 136V135H163ZM171 136V135H170ZM181 136H179V137H181ZM3 137V135L1 136V138ZM12 137V136H11ZM20 137V136H19ZM22 137V136H21ZM28 138H29V136H27ZM137 137V138H138ZM150 137V136H149ZM178 137V136H177ZM192 137V136H191ZM16 138V137H15ZM118 138V137H117ZM138 138V139H139ZM143 138V140H144V138H145V136L144 137H142ZM141 138V139H142ZM159 138V137H158ZM198 138V137H197ZM204 138V137H203ZM19 139V138H18ZM119 139H121V138H119ZM171 139V138H170ZM176 139V138H175ZM177 140H178V138H177ZM183 140V139H182ZM204 140H205V138H204ZM31 141V140H30ZM133 141V140H132ZM153 141H154V139H153ZM168 141V140H167ZM171 141V140H170ZM200 141V140H199ZM219 141V140H218ZM6 142V141H5ZM27 142V141H26ZM139 140L137 141V142H135V144H139ZM190 142V141H189ZM206 142L207 141H205L204 143L206 144ZM30 143V142H29ZM119 143V142H118ZM122 143V142H121ZM125 143V142H124ZM170 143V142H169ZM174 143V142H173ZM180 143V142H179ZM210 143V142H209ZM224 143V142H223ZM1 144V143H0ZM88 143L86 142V145H87ZM133 144V143H132ZM188 144V143H187ZM194 144V143H193ZM218 144V143H217ZM220 144V143H219ZM218 144V145H219ZM19 145V144H18ZM31 145V144H30ZM29 145V147H31L32 148V146H30ZM171 145V144H170ZM211 145V144H210ZM222 145V144H221ZM88 146V148L85 146V148H81L80 150H82V154L80 153L79 155V157L77 156V160H79V162H81V160L83 161V159L85 160V159H88L89 157H91V155L93 154V151L95 152V145L93 144L92 145V148L94 147V149H90L91 148V143L90 144H88L87 145ZM180 146V145H179ZM224 146V145H223ZM129 147V146H128ZM246 147H249L250 149H248V148H246ZM142 148L144 149L145 147H143L142 146ZM141 147L139 148V146L137 147V149L138 150H140V149H142ZM149 148V147H148ZM153 148V147H152ZM151 148V149H152ZM180 148V147H179ZM178 148V149H179ZM199 148V147H198ZM136 149V150H137ZM194 149V148H193ZM196 149V148H195ZM203 149V148H202ZM206 149V148H205ZM189 150V149H188ZM197 150V149H196ZM222 150V149H221ZM228 150V152L227 153H231L230 151ZM143 151H145V150H143ZM218 151V152H217ZM37 152V151H36ZM142 152V151H141ZM140 152V153H141ZM147 152V151H146ZM198 152V151H197ZM201 152L202 153H204L202 150H201ZM237 152V153H236ZM153 153V152H152ZM161 153V152H160ZM201 153V154H202ZM77 154H78V152H77ZM147 154H149V153H147ZM147 154H144L143 156H148ZM205 154V153H204ZM224 154V152L222 151V155ZM134 155V154H133ZM155 155V154H154ZM101 156V155H100ZM99 156V157H100ZM111 156V155H110ZM135 156H136V159H135V157H134V162L138 159V157H137V152L135 151ZM152 156V155H151ZM226 156H228V155H226ZM131 157V155H129V158ZM162 157V156H161ZM193 157V156H192ZM191 157V158H192ZM200 157H204V156H200ZM117 158V157H116ZM129 158H127V159H129ZM143 158V157H142ZM160 158V157H159ZM175 158V157H174ZM227 158V157H226ZM197 159V158H196ZM204 159V158H203ZM233 158H231L230 160H232ZM76 160V161H77ZM139 160V159H138ZM137 160V161H138ZM151 160V159H150ZM222 160V159H221ZM228 160V159H227ZM226 159H225V161H227ZM234 160V159H233ZM76 161H75V165H77V163H78V165L80 166V165H82V163H79L78 161H77V163H76ZM118 161V160H117ZM144 161V160H143ZM160 161V160H159ZM176 161V160H175ZM185 161H187V160H185ZM16 162V161H15ZM110 162V161H109ZM115 164H117V162L116 161H113ZM129 162H130V160H129ZM133 162V163H134ZM179 162V161H178ZM181 162V161H180ZM196 162V161H195ZM220 162V161H219ZM231 162H233V161H231ZM1 163V162H0ZM221 163H222V161H221ZM237 163V162H236ZM11 164V163H10ZM9 164V165H10ZM20 164V163H19ZM47 164H49V163H47ZM46 164V165H47ZM111 164H113V163H111ZM115 164L113 165V167L115 166ZM132 164V163H131ZM130 164V165H131ZM135 164V163H134ZM157 164V163H156ZM161 164V163H160ZM157 165L158 166V168L160 167V168H162V167H164L165 165L164 164H161V165ZM239 164H237V165H239ZM71 165V164H70ZM152 165H154L153 163H152ZM181 165V164H180ZM26 166V165H25ZM53 166V165H52ZM79 166H78V168H79ZM86 166V165H85ZM110 166V165H109ZM117 166V165H116ZM119 166V165H118ZM128 166V165H127ZM148 166H151V163H148V164H146V167L143 165V168H144V171H146L147 172V169L146 168H148ZM175 166V165H174ZM187 166V165H186ZM45 168H46V166H44ZM49 167V165L47 166V168ZM51 167V166H50ZM70 167V166H69ZM71 167H72V165H71ZM107 167V166H106ZM111 167V166H110ZM132 167V166H131ZM142 167V166H141ZM181 167V166H180ZM203 167V166H202ZM220 167V166H219ZM218 167V165H217V168H219ZM237 167V166H236ZM46 168V169H47ZM139 168V167H138ZM151 168V167H150ZM153 168L155 169V167L153 166ZM165 168V167H164ZM44 169V168H43ZM42 169V170H43ZM46 169H44V170H46ZM106 169H108V167L106 168ZM114 169V168H113ZM137 169V168H136ZM142 169V168H141ZM146 169V170H145ZM180 169V168H179ZM191 169V168H190ZM1 170V169H0ZM24 170V169H23ZM23 170H22V174L23 175H25L27 172H25L26 170H24V172H23ZM48 170V169H47ZM50 170V169H49ZM53 170V169H52ZM73 170V169H72ZM88 170H90V169H88ZM87 170V171H88ZM115 170H117V167H115ZM131 170V169H130ZM129 170V171H130ZM140 170V169H139ZM153 170V169H152ZM158 170V169H157ZM156 169L154 170V171H157ZM175 170V169H174ZM225 170V169H224ZM234 170V169H233ZM232 170V171H233ZM80 171V170H79ZM171 171V170H170ZM201 171V170H200ZM1 172V171H0ZM20 172H21V170H20ZM29 172V171H28ZM43 172H46V171H43ZM48 172V171H47ZM54 172V171H53ZM108 172V171H107ZM110 172V171H109ZM109 172L107 173V174H109ZM127 172V171H126ZM146 172H143V173H146ZM186 172V171H185ZM235 172V171H234ZM91 174H92V172H90ZM110 173H112V172H110ZM115 173V172H114ZM113 173V174H114ZM129 173V172H128ZM141 173V172H140ZM152 173V172H151ZM151 173H149L150 174V177L149 178H152L153 177V174H152V176H151ZM154 173V172H153ZM202 173V174H203ZM213 173H214V171H213ZM212 173V174H213ZM217 173V172H216ZM215 173V174H216ZM222 173V172H221ZM228 173V172H227ZM71 174H73L72 173V171H71ZM79 174V173H78ZM105 174H106V172H105ZM113 174H111L110 176H111V178L112 177H115V176H113ZM117 174V173H116ZM137 174V173H136ZM136 174H134V175H136ZM138 174H139V172H138ZM181 174V173H180ZM232 174V173H231ZM8 175L9 174H7L6 175V182L4 181V183H3V185L1 186V188H2V191L4 192L2 195H0V209H1V206L4 204V210L6 211V209H7V207H5V203H6V206H7V203H9V199H10V196H9V194L10 193H12L11 192V190H12V184H13V187L15 186V187H17L16 185H14V182L12 181V180H10L9 178H8ZM12 175V174H11ZM88 175L89 174H85L84 172H82V170L80 171V175H79V178L77 179V177L76 176H74V177H76L75 179H77V181H78V183H80V182H82L83 181V179H87V181L89 180L88 178ZM115 175V174H114ZM141 175H144V174H142L141 173ZM140 175V176H141ZM214 175V174H213ZM218 175L219 174H217L216 176V178H217V180H218ZM10 176V175H9ZM90 176V175H89ZM108 176V175H107ZM110 176H109V178H110ZM139 176V177H140ZM148 176V175H147ZM167 176V175H166ZM178 176H180V175H178ZM215 176V175H214ZM220 176V175H219ZM222 176V175H221ZM225 176V175H224ZM19 177V176H18ZM52 177V176H51ZM51 177H49L46 173H43V175L41 174L40 175V178L39 179H42L43 180V183L44 184H42V185H38V186H36V188H35V185L38 183L37 181H38V179H36L37 181V183L36 184H34L33 186H34V188H33V193L31 194V195H29L28 197H27V200H29L28 202H26L27 204L29 203H33V207H34V205H35V207L36 208H32V210L33 209H36V212L34 213V215L36 216V218H37V220H41V218L43 217V214H45V210L47 211V212H49L48 210H50V207H51V210H53L55 207V205L57 204V206H59L58 205V203L60 202V201H62V200H67V199H65V197H66V195H65V197H64V195H62V197H61V194H64V192L63 193H60V188H59V186H58V184L56 183V181L53 179V178H51ZM71 177V176H70ZM86 177V178H85ZM88 177V178H87ZM142 177H144L143 179H144V181H146L147 180V177L146 176H142ZM141 177V178H142ZM172 177V176H171ZM176 177V176H175ZM223 177V176H222ZM11 178V177H10ZM22 178V177H21ZM24 178H25V176H24ZM29 176L27 177V179L29 180ZM44 178V179H43ZM108 177H106V179H107ZM111 178L109 179V180H111ZM148 178V179H149ZM166 178V177H165ZM184 178V177H183ZM187 178H190V177H187ZM220 178V177H219ZM27 179H25V181L23 182V184H21L22 186L24 185V183L26 182H28V180ZM32 179V178H31ZM105 179V180H106ZM114 179V178H113ZM112 179V180H113ZM132 179H134V178H132ZM154 179H155V177H154ZM163 179V178H162ZM197 179V178H196ZM200 179H202L201 177H200ZM221 179V178H220ZM24 179H22V181H23ZM61 181L62 180H64V179H60ZM73 180V179H72ZM138 180L139 179H137V181H136V185H139V182H138ZM142 180V179H141ZM151 180V179H150ZM164 180V179H163ZM183 180V179H182ZM15 181V180H14ZM40 181V180H39ZM74 182H75V180H73ZM86 181V180H85ZM140 181V180H139ZM143 181V180H142ZM166 181H168V179L166 180ZM170 181V180H169ZM191 181V180H190ZM221 181V180H220ZM225 181H226V179H225ZM224 181V182H225ZM102 182V181H101ZM105 182V181H104ZM113 181H111V183H112ZM134 182V181H133ZM173 182V181H172ZM228 182V181H227ZM40 183H42V181H40L39 182V184ZM60 183V182H59ZM181 183V182H180ZM183 183H185V182H183ZM223 183V182H222ZM65 184V183H64ZM83 184H84V182H83ZM107 184H108V181H107ZM160 184H161V181H160ZM171 184V183H170ZM172 184H174V183H172ZM104 185V184H103ZM143 185V184H142ZM164 185V184H163ZM166 185V184H165ZM186 185V184H185ZM197 185V184H196ZM29 186V185H28ZM46 186H48V189L46 188ZM78 186V185H77ZM109 186V185H108ZM14 187V188H15ZM52 188V189H49V188ZM65 187V186H64ZM80 187V186H79ZM112 187V186H111ZM136 187H138V186H136ZM135 187V188H136ZM139 187H140V185H139ZM138 187V188H139ZM223 187V186H222ZM23 188V187H22ZM110 188V187H109ZM141 188H142V186H141ZM174 189H176L175 191H177V187L174 185V187H173ZM16 189V188H15ZM18 189V188H17ZM16 189V190H17ZM20 189V188H19ZM25 189H27L26 187H25ZM25 189H23V190H25ZM64 189V191H65V188H63ZM81 189V188H80ZM107 189V188H106ZM143 189V188H142ZM14 190V189H13ZM61 190H62V188H61ZM68 190V189H67ZM66 190V191H67ZM137 191H135V195H136V197L135 196H133V199L134 198H136V200H132V202H130V204H129V206H130V209L132 210V208H133V211H131L130 209H129V211L132 213H130V214H128L129 216H132V219H134V218H138V216H139V218H138V220H137V225H139L140 227H141V225L142 224H140V223H142V222H144V220L142 221V219H143V217H144V215L147 213V212H149V211H147L149 208H151V207H149V206H151L150 205V203H149V199L147 200V198H146V200L145 201H142L143 200V198H142V200H141V198H139V196H138V194H140L139 193V191H140V188H139V190L138 189H136ZM164 190V192L165 193H167V192H172V191H174V190H172L171 189V185H169V183H168V185H166V187H165V189H163ZM215 190V189H214ZM18 191V190H17ZM16 191V192H17ZM21 191V190H20ZM27 191V190H26ZM71 191V190H70ZM77 191H79V189H78V187H77ZM85 191V190H84ZM105 191V190H104ZM146 191V190H145ZM188 191H189V189H188ZM14 192V191H13ZM23 192H25V191H23ZM31 192V191H30ZM143 192H144V190H143ZM162 192V191H161ZM182 192V191H181ZM180 192V193H181ZM186 192V191H185ZM198 192V191H197ZM69 193V192H68ZM155 193V192H154ZM15 194V193H14ZM19 195H21L20 193H18ZM66 194V193H65ZM134 194V193H133ZM157 194V193H156ZM174 194V193H173ZM176 194V193H175ZM198 194V193H197ZM196 194V195H197ZM259 194H260V197H259ZM11 195V194H10ZM18 195V196H19ZM77 195H78V193H77ZM132 195V194H131ZM142 194H140V196H141ZM144 195V194H143ZM170 195V194H169ZM180 195V194H179ZM213 195V194H212ZM22 196H23V194H22ZM27 196V195H26ZM82 196V195H81ZM161 196V195H160ZM171 196V195H170ZM173 196V195H172ZM221 196V195H220ZM14 197H15V195H14ZM64 197V198H63ZM197 197V196H196ZM196 197H193V201H192V203H191V205L193 206V209L195 208V201H196V199H200V196H198L199 198H196ZM215 197H216V195H215ZM234 197V198H233ZM17 198V197H16ZM61 198H63L62 200H60ZM161 198H162V196H161ZM160 198V199H161ZM210 198V197H209ZM211 198H213V196L211 197ZM84 199H85V197H84ZM130 199H132V198H130ZM153 199V198H152ZM187 199V198H186ZM201 199H202V197H201ZM205 199V198H204ZM202 200V202H205L206 203V201L205 200ZM207 199H208V197H207ZM221 199H222V197H221ZM26 200V201H27ZM214 200V199H213ZM201 201V200H200ZM217 201H219V199H217ZM10 202H11V200H10ZM63 202V201H62ZM154 202V201H153ZM202 202H200V203H202ZM66 203V204H65ZM132 203V204H131ZM156 205L158 206L159 204H161V201L158 199L156 202ZM154 203V204H155ZM205 203H204V205H205ZM208 203V202H207ZM219 203V202H218ZM217 203V204H218ZM11 204V203H10ZM25 203H23V205H24ZM63 204H65L64 206H67V202H64ZM143 204V205H142ZM184 204V203H183ZM183 204H181L182 206H181V208L183 207L184 208V205ZM197 204H199V202H198V200H197ZM196 204V205H197ZM220 204V203H219ZM224 204V203H223ZM9 205V204H8ZM61 205V204H60ZM188 205V204H187ZM200 205H203V203L202 204H200ZM208 205V204H207ZM259 207H258V206ZM12 206V205H11ZM10 206V207H11ZM27 206V205H26ZM56 206V207H57ZM71 205L69 204L67 207H68V209H69V207H70ZM155 206V205H154ZM199 206V205H198ZM12 207H14V206H12ZM16 207V206H15ZM23 207V206H22ZM24 207H25V205H24ZM53 207V208H52ZM67 207H65L64 208V211H66V212H68V209H67ZM85 207V206H84ZM132 207V208H131ZM222 207H223V205H222ZM258 207V208H257ZM2 208H3V206H2ZM27 208L28 209H30V205H29V207L27 206ZM200 208V207H199ZM217 208V207H216ZM10 209L11 208H8V210H9V213L7 212V216H8V218H9V215L11 214L10 213ZM16 210H17V208H15ZM19 209V208H18ZM58 209H59V207H58ZM85 209V208H84ZM226 209V210H225ZM12 210V209H11ZM69 210H71V209H69ZM127 210H128V208H127ZM173 210V209H172ZM191 210V209H190ZM199 210V209H198ZM200 210V211H201ZM13 211V210H12ZM25 211V210H24ZM42 211H44V212H42ZM54 211V210H53ZM80 211V210H79ZM166 211V210H165ZM17 212V211H16ZM20 212V211H19ZM46 212V213H47ZM186 213V215L188 214L187 213V211H185ZM192 212H193V210H192ZM206 212H208L207 210H206ZM77 213V212H76ZM75 213V214H76ZM128 213V212H127ZM156 213V212H155ZM195 213V212H194ZM205 215H204V214ZM220 213V212H219ZM4 214V216H2L1 214V216L2 217H4V218H1L0 217V253H1V251H4V250H1V246H2V244H3V242H6V245L5 246H7V243H8V246L10 245V247H12L13 248V245H11V243L13 244V232H17V229H18V232H19V227L18 226H16V225H19V224H17V223H19V222H21L22 220H21V215H20V221L19 222H14L15 223V226L16 227H14V223H13V221H10V220H7L6 219V213L4 212L3 213ZM12 214H13V212H12ZM15 214V213H14ZM29 214V213H28ZM67 214V213H66ZM68 214H70V213H68ZM68 214H67V216H68ZM154 214V213H153ZM162 214V213H161ZM33 215V216H34ZM74 215V214H73ZM78 215H80V214H78ZM77 215V216H78ZM160 215V214H159ZM170 215V214H169ZM185 215V216H186ZM192 215H194V216H196V214H193L192 213ZM220 215V214H219ZM32 216V215H31ZM32 216V217H33ZM34 216V217H35ZM47 215L45 214V217H46ZM93 216V215H92ZM127 216V215H126ZM135 216V217H134ZM146 216V218L148 217V215H145ZM188 216V215H187ZM207 216L209 217V218H207ZM216 214H215V218H216ZM226 216V217H227ZM13 217V216H12ZM17 217V216H16ZM32 217L31 218H29V220L30 219H32ZM34 217H33V222L32 223H30V222H27L26 220H25V222H27L29 225L30 224H32V226H30V227H28V228H25V227H27L26 226V224H25V227L23 226V224H21L23 227H24V229H27L26 231H27V233L24 231V229L22 228V232H24V235H25V237H21V235H19V233H17V235H16V237H17V241H15L14 240V242H16L15 244L17 245L16 247L18 248V249H16V251H17V258L16 259H14L15 257H12L11 255H13V253L11 252V250H10V252L12 253L10 256H11V259H8L7 260V264H37L39 261V259L40 258H38V256L35 254V253H33V252H30V253H27V252H25V250L24 249H26L25 247L28 245L27 244V242L29 241V238H30V236H32L33 237V234L35 233L36 234V232H38L40 229L42 230V228L39 226V223H38V221H34ZM45 217H44V219H45ZM48 217V216H47ZM124 217V216H123ZM155 217V216H154ZM162 217H165V216H162ZM189 217H191V215L189 216ZM199 217V218H200ZM218 217V216H217ZM10 218H11V215H10ZM14 218V217H13ZM19 217H17V219H18ZM25 218V217H24ZM50 218V217H49ZM68 218H70V217H68ZM81 218V217H80ZM125 218V217H124ZM191 218V219H192ZM219 218H221V217H218V219ZM15 219V218H14ZM217 219V220H218ZM131 220V219H130ZM146 220V219H145ZM160 220H161V218H160ZM204 220V221H203ZM212 220H214V222L216 223V221H215V219H212ZM15 221V220H14ZM147 221V220H146ZM218 221H221V219L220 220H218ZM217 221V222H218ZM23 222V221H22ZM128 222V221H127ZM132 222V221H131ZM151 222H153V224H158V222H159V216H158V218H156V219H152L151 220ZM160 222H162V221H160ZM159 222V223H160ZM166 223H167V221H165ZM164 222V223H165ZM46 223H47V218H46ZM165 223V224H166ZM128 224H130V222L129 223H127V225ZM168 224V223H167ZM28 225V226H29ZM40 225H41V223H40ZM126 225V226H127ZM134 226V225H133ZM133 226L131 227V226H127L128 228H133ZM160 226V225H159ZM162 226V225H161ZM219 226H221V225H219ZM17 228V229H13V228ZM21 227V226H20ZM123 227V226H122ZM150 227V226H149ZM13 229V232H11L10 231V229ZM52 228V227H51ZM161 228V227H160ZM163 228V227H162ZM161 228V229H162ZM168 228H169V226H168ZM191 228H195L194 229V231H193V229L191 230ZM105 229V228H104ZM135 229V228H134ZM136 229H137V226H136ZM152 229V228H151ZM155 229H156V227H155ZM215 229V230H216ZM221 228L219 227V229H217V230H220ZM15 230V231H14ZM126 230V229H125ZM148 231H154V229L153 230H150V228H148L147 229ZM164 230V229H163ZM165 230H167V228L165 229ZM168 230H170V229H168ZM168 230H167V232H168ZM196 230V231H195ZM127 231H128V229H127ZM140 231V230H139ZM226 231H228V230H226ZM51 232V231H50ZM121 232V231H120ZM149 232V233H150ZM154 232H156V231H154ZM211 232V233H210ZM216 232V231H215ZM215 232H213V234L215 233ZM39 233V232H38ZM109 233H111V232H109ZM128 233V232H127ZM131 233H134V232H129L127 235H125V237L126 238H123V239H127L126 240V242H127V245L126 246H123L122 247V245H121V248L123 249L124 247L127 249H132L133 248V251H132V253L133 254H136L137 255V253H142V256H143V263L142 264H151L152 263V261H150L149 260V252H151L150 250H145L147 247H145V246H139L140 248L138 249L137 247V245L138 244H140L141 245V243H142V240L140 239V240H137L136 238H138V237H136L135 235H131ZM137 232L135 231V233L134 234H136ZM173 233V232H172ZM193 233V235H195V239H192V238H194V236H191L190 234H192ZM201 233V234H200ZM234 233V234H233ZM34 234V235H35ZM104 234V233H103ZM111 234H113V233H111ZM116 234H118V233H115V235L113 234V236L114 237H116L117 239H120V237L118 238L117 236H116ZM120 234V233H119ZM126 234V233H125ZM141 234V233H140ZM70 235H71V233H70ZM121 235H122V233H121ZM230 235V234H229ZM228 235V236H229ZM12 236V237H11ZM110 236H112V235H110ZM113 236H112V238H113ZM141 236V235H140ZM172 236V235H171ZM173 236H174V234H173ZM211 236H212V238L213 239H211ZM215 236H216V233H215ZM15 237V238H16ZM123 237V236H122ZM157 237V236H156ZM159 237H163V236H159ZM170 237V236H169ZM175 238H176V236H174ZM191 237V239H189V238ZM74 238V237H73ZM145 238V237H144ZM196 238H197V240H198V242L200 241V244L201 243H203V247L202 248H200L201 249V251H199V252H195L194 250H193V247H192V245H193V243L195 244V245H199L198 243H197V240H196ZM225 238H227V237H225ZM233 238V237H232ZM31 239V238H30ZM43 239V241H44V239H45V235H44V237L42 238ZM46 239H47V237H46ZM123 239H121V243H122V240ZM48 240V239H47ZM49 240H50V237H49ZM125 240H124V244L126 243L125 242ZM165 240V239H164ZM168 240H171V238L170 239H168ZM176 240H178V238H176ZM229 240V239H228ZM38 241V240H37ZM139 241H141V242H139ZM151 241V240H150ZM157 241H159V240H157ZM175 241V240H174ZM178 241V242H179ZM193 241H195V242H193ZM33 242V241H32ZM50 242H53V241H50ZM49 242V243H50ZM111 242V241H110ZM131 242V243H130ZM146 242H147V240H146ZM176 242V241H175ZM187 242H189V244L187 243ZM193 242V243H192ZM151 243V242H150ZM153 243H154V241H153ZM165 243V242H164ZM207 243H209L210 245H208ZM142 244H144L145 245V243H142ZM171 244H172V242H171ZM174 244V243H173ZM186 244V245H185ZM187 244H188V246H187ZM33 245V244H32ZM37 245V244H36ZM43 246H44V244H42ZM136 245V246H135ZM154 245H155V243H154ZM158 245H160V244H158ZM157 245V246H158ZM163 245V244H162ZM167 245V244H166ZM202 245V244H201ZM207 245V246H206ZM214 245V244H213ZM7 246V247H8ZM31 246V245H30ZM47 246V245H46ZM164 246V245H163ZM200 246V245H199ZM199 246H198V248H199ZM3 247V246H2ZM9 247V248H10ZM33 247V246H32ZM152 247H154V246H152ZM173 247V246H172ZM5 248V247H4ZM47 247H45V249H46ZM101 248V247H100ZM116 248V247H115ZM159 248V247H158ZM161 248V247H160ZM163 248V247H162ZM166 248V247H165ZM165 248H164V251H165ZM29 249H31L30 247H29ZM40 249H41V247H40ZM70 249V248H69ZM103 249V248H102ZM108 249V248H107ZM154 249V248H153ZM168 249V248H167ZM211 249V251H209ZM216 249V248H215ZM219 249V248H218ZM37 250H39L38 248H37ZM125 250V249H124ZM158 250V249H157ZM172 250V249H171ZM199 250V249H198ZM26 251H28V250H26ZM106 251V250H105ZM168 251H170V250H166V253L165 252H163V249H162V252L167 256V252ZM173 251V250H172ZM212 251H214V253L212 252ZM5 252V254H6V250L4 251ZM4 252H2L3 254H4ZM55 252H56V250H55ZM137 252V253H136ZM155 252H157L156 254L158 255V256H161L160 254L162 253V252H160L159 250L158 251H155ZM223 252V251H222ZM1 253V254H2ZM8 253V252H7ZM39 253H40V250H39ZM131 253V252H130ZM168 253H170V252H168ZM174 253V252H173ZM173 253H171V255L170 254H168V256L167 257H169L168 259H170L171 257H172V254ZM173 254V255H175V256H177V254ZM199 253H200V255H199ZM4 254V255H5ZM9 254V253H8ZM8 254H6L7 255V257L9 256ZM46 254V253H45ZM220 254V253H219ZM5 255V256H6ZM15 255V254H14ZM13 255V256H14ZM51 255V254H50ZM136 255H135V257H133V258H137L136 257ZM139 255H141V254H139ZM171 257H170V256ZM4 256V257H5ZM41 256H43V255H41ZM138 256V255H137ZM145 256H147V258L145 257ZM151 256V255H150ZM175 256H173L174 257V260H177V258L175 257ZM4 257H1V259H5ZM46 257V256H45ZM164 257V256H163ZM166 257V258H167ZM187 257H189V258H187ZM144 258H146V259H144ZM161 258V257H160ZM192 258V257H191ZM154 259V258H153ZM165 259V258H164ZM172 259L173 258H171V260H169V262L170 261H172ZM59 260V259H58ZM124 260V259H123ZM130 260V259H129ZM137 259H135V261H136ZM193 260H194V258H193ZM145 261V262H144ZM161 261V260H160ZM165 261V260H164ZM191 261V260H190ZM43 262H44V260H43ZM133 263L132 264H135V262H134V260L132 261ZM137 262V261H136ZM141 262V261H140ZM166 263H168L169 264V262L168 261H165ZM177 262V261H176ZM192 262H194V261H192ZM192 262H190V264L192 263ZM5 264V262H2V264ZM125 263V262H124ZM156 263V262H155ZM160 263V262H159ZM173 263V262H172ZM1 264V263H0ZM53 264H55V262L53 263ZM58 264V263H57ZM126 264V263H125ZM129 264V263H128ZM174 264V263H173ZM193 264V263H192ZM196 264H197V262H196Z\"/></svg>",
  "mask_w": 264,
  "mask_h": 264
}]
</instances>
